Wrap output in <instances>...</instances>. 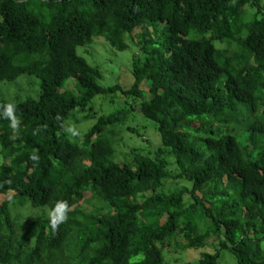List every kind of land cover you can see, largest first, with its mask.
I'll list each match as a JSON object with an SVG mask.
<instances>
[{"label":"trees","instance_id":"16d2710c","mask_svg":"<svg viewBox=\"0 0 264 264\" xmlns=\"http://www.w3.org/2000/svg\"><path fill=\"white\" fill-rule=\"evenodd\" d=\"M96 36L119 51L138 46L130 88L101 85L78 53ZM34 78L35 91L0 94L20 118L16 134L0 119V195H10L0 264H166L173 244L201 249L193 264H219L224 250L237 264H264L263 0H0V85ZM119 91L163 143L152 156L133 148L125 164L105 130L136 101L98 117L90 107L93 125L63 132L75 110ZM88 192L104 203L87 209ZM57 201L70 211L53 229Z\"/></svg>","mask_w":264,"mask_h":264},{"label":"rangeland","instance_id":"374dc122","mask_svg":"<svg viewBox=\"0 0 264 264\" xmlns=\"http://www.w3.org/2000/svg\"><path fill=\"white\" fill-rule=\"evenodd\" d=\"M138 32H140V29L134 31V33ZM77 51L80 55L85 57L91 65L99 67L102 72V79L99 81L101 85L109 87L118 84L123 90H125L130 88L134 83L132 58L133 55L138 52V46L136 44L132 43L126 50L119 51L104 37L96 36L92 42L78 46ZM34 79V81L30 82L23 80L16 85L13 84L14 82L11 83V85H0V94H5L6 98H13L20 94L24 95L27 92L35 91L37 89V82L39 84V81L36 78ZM30 84H32V87ZM67 86L74 89L75 81L73 79L70 80ZM150 87L151 84L148 82H143L141 85V88L145 91V96L147 95V97H151ZM134 101H136L133 104L134 110L130 113L125 123L123 125L118 124L112 127H107L105 134L112 138L115 148L114 159L118 163H132L131 150L133 148L140 149L144 155L152 156L159 147H163L162 138L160 132L156 128V123L142 114V111L138 106V100H135L132 97H125L122 91H119L116 95H97L89 104L86 111L82 112L80 110H75V115L66 120V126L70 123L76 127L81 134L96 121V118H84V115L89 112L90 107L95 108L98 117L100 115L112 113L121 108L130 107ZM262 110H264V107ZM72 119H74V122H72ZM128 126L136 128L138 133L129 131L127 129ZM241 127L242 126H239L237 133L240 139L245 141L247 132L242 130ZM168 155L169 154L167 153L169 168L175 169L174 157ZM180 183L186 184V182ZM168 187H173L174 189L179 186H174L168 182L166 189H168ZM9 196L10 195H0V204ZM102 202L96 200V198L88 192L86 198L81 201L80 204H84L87 209L91 210L94 208V203L101 205ZM180 239H182V237H180ZM208 250H212V248L210 247ZM201 253V249H188L182 251L180 248L176 249L174 244L169 245L165 249V263L193 264V262L200 257ZM219 264H237V260L233 253L224 250L221 253Z\"/></svg>","mask_w":264,"mask_h":264},{"label":"clouds","instance_id":"9594fccd","mask_svg":"<svg viewBox=\"0 0 264 264\" xmlns=\"http://www.w3.org/2000/svg\"><path fill=\"white\" fill-rule=\"evenodd\" d=\"M0 119L8 121V128L11 130L13 134H16L19 131L20 126V118L16 113V105L12 102L4 103L0 105ZM36 129L33 130V134H35ZM63 132L66 133L70 138H75L80 135L79 130L68 124L67 127L63 128ZM32 161L38 162L39 156L35 153L30 154L29 157ZM70 208L65 201H57L55 205L48 212V216L50 219V223L53 229L62 222H64L68 218V212Z\"/></svg>","mask_w":264,"mask_h":264}]
</instances>
